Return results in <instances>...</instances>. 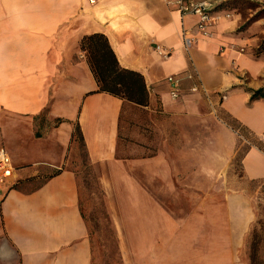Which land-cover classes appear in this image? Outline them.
<instances>
[{"label":"crops","instance_id":"crops-1","mask_svg":"<svg viewBox=\"0 0 264 264\" xmlns=\"http://www.w3.org/2000/svg\"><path fill=\"white\" fill-rule=\"evenodd\" d=\"M214 15L204 35L165 0H0V147L16 169L0 198V264H96L79 177L62 167L77 126L122 264H248L264 181V97L252 98L264 88V18L220 3ZM95 33L144 76L148 105L99 91L81 49ZM133 106L154 118L138 123L129 155ZM43 113L61 122L38 137Z\"/></svg>","mask_w":264,"mask_h":264},{"label":"rangeland","instance_id":"rangeland-1","mask_svg":"<svg viewBox=\"0 0 264 264\" xmlns=\"http://www.w3.org/2000/svg\"><path fill=\"white\" fill-rule=\"evenodd\" d=\"M220 6L224 5L229 8L237 9L243 14V17L251 21H257L264 18V1L263 0H216ZM264 47V38L262 45ZM132 105V104H131ZM128 112V144H124L125 152L129 155L135 153V138L142 127L138 123L151 122L153 116L147 110H141L138 106H133ZM160 106L156 108V115L160 111ZM10 122L9 118H6ZM157 119V117H156ZM32 123V130L38 137L44 134L47 128L59 125L58 119L51 121L47 114L43 113L36 116ZM148 121V122H147ZM30 125L25 123L19 129V135L27 136ZM31 130V128H30ZM151 128L149 132H151ZM17 132V131H16ZM13 134V131H11ZM152 137V136H151ZM124 152V153H125ZM73 169L78 177L81 186V201L84 213L87 215L90 233L94 239V249L96 264H122L117 247V235L112 225L101 217L99 209L101 208L98 177L93 166L89 164L86 150L83 144L76 140L69 147L68 162L62 166ZM240 169V168H239ZM56 169L54 172L59 171ZM254 203L257 212V220L249 234L246 246L243 250V258L248 264H264V181L253 185Z\"/></svg>","mask_w":264,"mask_h":264},{"label":"trees","instance_id":"trees-1","mask_svg":"<svg viewBox=\"0 0 264 264\" xmlns=\"http://www.w3.org/2000/svg\"><path fill=\"white\" fill-rule=\"evenodd\" d=\"M81 49L86 53L91 70L97 80L99 91L110 93L137 105H148L149 91L144 76L119 64L118 58L104 34L95 33L85 36L81 41ZM259 97H264V88L253 92V99ZM58 121L61 122V119H58ZM76 140L80 141L85 148L83 134L79 126L76 127L73 133L72 142ZM90 166L92 167L91 164ZM99 192L102 195L101 190ZM99 199L101 200L100 215L110 223L104 202L101 197ZM85 217L87 218L86 214Z\"/></svg>","mask_w":264,"mask_h":264},{"label":"built area","instance_id":"built-area-1","mask_svg":"<svg viewBox=\"0 0 264 264\" xmlns=\"http://www.w3.org/2000/svg\"><path fill=\"white\" fill-rule=\"evenodd\" d=\"M168 4L175 6L183 15L193 14L198 18L197 29L200 33L207 35L209 29L217 20L214 15V10L218 6L216 0H165ZM91 3H96L97 0H90ZM229 16V14H227ZM183 41L188 49L192 44V39L183 33ZM158 48H160L158 46ZM165 57L171 55V51L161 52ZM192 77V75H190ZM168 81L172 85L171 94L174 98L179 96L178 85L180 79L176 75H170ZM198 86L192 87L193 91H197ZM15 167L10 155L0 147V198L1 193L10 188L14 181Z\"/></svg>","mask_w":264,"mask_h":264}]
</instances>
